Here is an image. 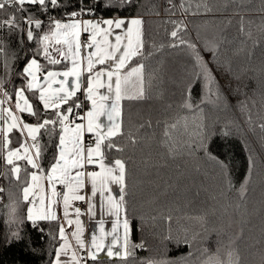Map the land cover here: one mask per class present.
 <instances>
[{
    "label": "trees",
    "instance_id": "obj_1",
    "mask_svg": "<svg viewBox=\"0 0 264 264\" xmlns=\"http://www.w3.org/2000/svg\"><path fill=\"white\" fill-rule=\"evenodd\" d=\"M174 2L183 3L188 11H167V0H133L131 5L118 0H62L64 6L48 15L63 20L66 13L83 6L91 8L96 19L143 20L145 51L151 53L145 61V80L151 87L147 99L125 103L123 127L135 143L125 136L121 141L125 151L107 154L109 160L129 161L125 197L129 244L142 245L135 249L131 264H204L208 259L204 250L215 253L218 247L226 264L237 258L240 264H264V129L260 127L264 0ZM29 10L45 19L37 8ZM10 11L0 13V19ZM181 20L187 25L181 34L195 49L170 46L172 22ZM0 36L9 45V55L18 56L11 84L19 85L16 73L36 45L25 39L21 48L17 35L7 30ZM201 65L210 69V95ZM23 118L34 122L27 114ZM53 150L46 149L45 169ZM0 186L5 189L0 193V264H52L61 243L58 221H35L34 226L24 218L28 204L21 202L19 186L5 179H0ZM10 205L15 208L12 218ZM14 232L19 238H13Z\"/></svg>",
    "mask_w": 264,
    "mask_h": 264
},
{
    "label": "snow or ice",
    "instance_id": "obj_2",
    "mask_svg": "<svg viewBox=\"0 0 264 264\" xmlns=\"http://www.w3.org/2000/svg\"><path fill=\"white\" fill-rule=\"evenodd\" d=\"M118 3L131 5L133 0H118ZM167 3L169 12L176 8L181 9L182 14L188 11L183 3L177 4L174 0H167ZM63 6L62 0H0V13L11 9L6 18L0 19V32L7 30L9 35L16 34L21 48L25 39L36 45L25 59V66L16 73L20 84H11L15 67L13 61L18 56L15 52L9 55V45L0 36V179L19 186L21 202L32 205L25 208L24 218L34 226V216L39 220L57 219L55 211L51 216L47 211L49 205L54 208L60 206L61 193L57 192V185L62 186L63 214L67 217L69 201L85 200L81 192L86 183H90L91 196L95 198L99 192L107 204L106 214H114L117 222L110 232H106L105 220L101 218L97 221L99 242L93 233L92 251L87 253V257L95 261L97 254L106 247L107 257L115 256L121 264H131V260L135 259V249L142 245H130L128 241L131 224L125 197L129 161L122 157L109 160L107 154L123 153L125 148L121 141L125 136L130 143H135L123 127L125 103L147 99L151 87V82L146 84L145 80V61L151 53L145 51L143 20L139 17L80 20L82 15H94L91 8L83 6L66 13L63 20L48 15ZM31 7L37 8L45 19L36 18L35 13L29 10ZM172 23L175 27L170 37L174 43L170 46L186 45L195 49V45L186 42L181 34L187 30L186 23L183 20ZM82 34H87L88 39L82 41ZM40 58L46 63H41ZM58 65L63 70H57ZM201 68L202 74L209 71L204 65ZM6 100H14V108L21 113L20 116L15 114L12 106H6ZM85 105L89 107L85 108ZM24 114L32 117L34 122L25 121ZM260 127L264 129V123ZM14 131L19 140L13 147ZM164 135L168 137L167 129ZM86 137L90 138L89 142H86ZM44 138L47 143H42ZM50 147L54 150L45 169L43 160L46 149ZM200 147H203V141ZM209 158L212 157L209 155ZM21 161L23 166L19 163ZM41 180L47 184L40 185ZM112 185L119 186L117 196L112 195ZM4 191L0 186V193ZM104 201L101 202L102 210ZM37 204L42 208L34 213L33 208ZM9 209L12 218L15 208L10 205ZM75 212L79 215L80 209L76 208ZM121 223L122 237L118 235ZM76 227L77 231L72 235L79 250L84 248L79 235V219L76 220ZM58 234L64 243L55 255V264H62L61 255H67L69 244L64 226L59 221ZM109 235L111 242L105 246L103 241ZM12 236L19 238L15 232ZM187 241L185 237L183 242ZM204 251L208 255L204 264H226L220 257V247L215 253H208L207 249ZM231 256L232 253H229ZM63 264L69 262L65 260ZM71 264H82L81 260H77L75 251L72 252ZM83 264H86V259ZM141 264L151 262L143 261ZM227 264L240 262L238 258L234 261L229 259Z\"/></svg>",
    "mask_w": 264,
    "mask_h": 264
},
{
    "label": "crops",
    "instance_id": "obj_3",
    "mask_svg": "<svg viewBox=\"0 0 264 264\" xmlns=\"http://www.w3.org/2000/svg\"><path fill=\"white\" fill-rule=\"evenodd\" d=\"M116 18V17H113ZM123 18H136V17H123ZM88 19H96L93 17H85L83 19L80 20H88ZM110 19V18H108ZM120 31V30H117ZM85 38H88L87 34H82L81 35V40H85ZM57 70H63L62 68H57ZM81 99H83V97H81ZM6 106H12L13 110L15 111V114L17 116H20L21 113H19V111H16L14 108V101H5ZM89 107V105H85V108ZM25 115V114H24ZM24 119V118H23ZM104 119V118H102ZM107 121L105 120V123ZM16 132L14 131L12 134V137H14V141H13V145L16 146V141L19 140V135L17 134V137H15ZM90 138L86 137V142H89ZM29 145H31V141H29ZM34 152V149L32 150ZM39 162V161H38ZM106 163L108 162L107 160L105 161ZM97 171H99V169H96ZM39 184L42 186H45L47 184V182L45 180H41L39 181ZM112 195L113 196H117L119 194V186L118 185H112ZM66 191V189L64 190ZM57 192L61 193V197H60V206L58 208H54L53 206L49 205L47 211L49 213V215L51 216V213L53 211L56 212V216L57 219H48V220H57L59 221V224H62L64 226L65 229V236L67 238V242L69 244L67 251V255H61V261L62 264L63 262L66 260L69 262V264H71V258H72V252L75 251L76 252V258L77 260H81L82 264L83 261L86 259V264L88 263V260H91L90 257H87V253L92 251V247H91V235L93 233H95L96 237H97V242H99V237H100V231H99V224L97 223L98 220H100L101 218H103L105 220V224H104V228L106 232H110L112 225L114 223L117 222V217L113 214L111 216L106 214V209H107V204L106 201H104V197L100 196L99 192L97 193V196L95 198H93L91 196V184L90 183H86L84 189L82 190L81 194L85 196V200H83V202L85 203V209L83 211H80L79 215H77V213L75 212L76 209V203L81 201V200H70L69 201V210H68V216L65 217L63 214V193H62V186L61 185H57ZM41 195H43V193H40ZM107 195V193H105V196ZM49 200H51V192H50V187H49ZM104 201V209H101V202ZM94 206V207H93ZM28 207H32V205H28ZM91 207V211L89 210ZM42 206L37 204L36 207L33 208V212L35 213L37 211V209H41ZM79 219L80 220V239L84 244V248L83 249H79L78 250V246L76 243V239L75 237L72 235L73 232L77 231V227H76V220ZM34 220L35 221H40L39 219H37L34 216ZM69 220L72 221L71 224H69ZM122 223H121V228L120 231L118 232V235H120L121 237L123 236V231H122ZM93 236V235H92ZM112 237L109 235L105 238V240L103 241L104 245L107 246L110 244ZM128 241H129V236H128ZM122 243V240L120 241ZM64 243V241L61 240L60 245ZM60 245L56 251V253L59 251ZM115 251V249H114ZM100 259H119L117 257H107L106 255V247L105 250L100 251L97 254V259L96 260H100ZM52 264H55V259L53 261Z\"/></svg>",
    "mask_w": 264,
    "mask_h": 264
},
{
    "label": "rangeland",
    "instance_id": "obj_4",
    "mask_svg": "<svg viewBox=\"0 0 264 264\" xmlns=\"http://www.w3.org/2000/svg\"><path fill=\"white\" fill-rule=\"evenodd\" d=\"M205 60V59H203ZM202 60V61H203ZM205 63L207 64V61L205 60ZM208 66V65H207ZM207 69L210 71L209 67H207ZM205 84L207 86V93L208 95H210V93H212L213 89H212V85H213V80L212 78L209 76V74H205ZM216 100V99H215ZM9 106V105H7ZM14 137H13V141H14ZM30 143V142H29ZM14 147V146H13ZM7 151V149L5 150V152ZM77 208V207H76ZM93 235V234H92ZM92 235H91V239H92Z\"/></svg>",
    "mask_w": 264,
    "mask_h": 264
},
{
    "label": "built area",
    "instance_id": "obj_5",
    "mask_svg": "<svg viewBox=\"0 0 264 264\" xmlns=\"http://www.w3.org/2000/svg\"><path fill=\"white\" fill-rule=\"evenodd\" d=\"M85 17H92V15H82L79 17V19H83ZM88 38H85V40ZM76 207L80 209V211H83L85 209V203L83 201H79L76 203Z\"/></svg>",
    "mask_w": 264,
    "mask_h": 264
}]
</instances>
